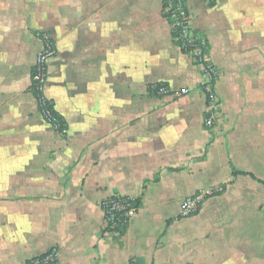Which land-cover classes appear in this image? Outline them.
Here are the masks:
<instances>
[{
  "label": "crops",
  "instance_id": "1",
  "mask_svg": "<svg viewBox=\"0 0 264 264\" xmlns=\"http://www.w3.org/2000/svg\"><path fill=\"white\" fill-rule=\"evenodd\" d=\"M185 1L219 72L211 128L161 0H0V264L52 247L58 264H264V0ZM44 34L63 132L30 90ZM113 194L139 202L122 235L103 232Z\"/></svg>",
  "mask_w": 264,
  "mask_h": 264
},
{
  "label": "built area",
  "instance_id": "2",
  "mask_svg": "<svg viewBox=\"0 0 264 264\" xmlns=\"http://www.w3.org/2000/svg\"><path fill=\"white\" fill-rule=\"evenodd\" d=\"M162 14L168 22L173 41L180 49L191 55L193 62L197 65L202 74L200 90L206 99V116L204 125L211 128L216 124V113L220 108L218 95L214 89V83L219 76L216 67L209 58V46L204 35L194 29L191 23V16L186 7L185 0H161ZM43 46L37 53L34 65L31 69L30 90L35 97L38 112L41 117L49 123L55 130L59 131L61 123L59 115L53 109L51 101L44 95L43 89L47 78L48 60L56 54L54 42L46 34L42 35ZM151 90L155 96H164L170 93L165 85H151ZM185 88L176 91V95L189 93ZM204 198L202 193L188 196L181 202L180 216L187 217L199 211L200 204ZM100 207L104 219V233L114 234L118 226H125L130 223L137 211L134 199L119 194H113L104 198ZM23 264H58L57 247H52L44 254L29 258ZM128 264H135L130 261Z\"/></svg>",
  "mask_w": 264,
  "mask_h": 264
},
{
  "label": "trees",
  "instance_id": "3",
  "mask_svg": "<svg viewBox=\"0 0 264 264\" xmlns=\"http://www.w3.org/2000/svg\"><path fill=\"white\" fill-rule=\"evenodd\" d=\"M159 85H164V84H162V83H159ZM149 91H150V93L151 94H154V92L151 90V88L149 87ZM59 119H60V123H61V128H60V130H59V132H63L64 131V129H65V125H64V122L62 121V119L59 117ZM205 196H208V195H205ZM134 203H135V205L136 206H138V201L137 200H135L134 199ZM128 225L129 224H127V225H125V226H118L116 229H115V231H114V234H117V235H122L124 232H125V230H126V228L128 227Z\"/></svg>",
  "mask_w": 264,
  "mask_h": 264
}]
</instances>
